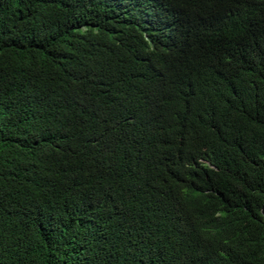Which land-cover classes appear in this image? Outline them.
Returning a JSON list of instances; mask_svg holds the SVG:
<instances>
[{"label": "trees", "instance_id": "obj_1", "mask_svg": "<svg viewBox=\"0 0 264 264\" xmlns=\"http://www.w3.org/2000/svg\"><path fill=\"white\" fill-rule=\"evenodd\" d=\"M0 264H264V0H0Z\"/></svg>", "mask_w": 264, "mask_h": 264}]
</instances>
